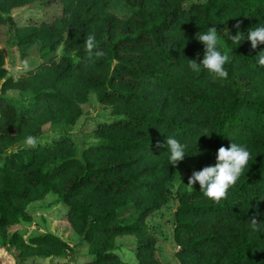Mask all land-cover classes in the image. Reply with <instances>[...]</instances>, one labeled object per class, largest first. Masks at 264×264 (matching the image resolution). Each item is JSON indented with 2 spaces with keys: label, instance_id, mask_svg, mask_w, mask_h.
Returning a JSON list of instances; mask_svg holds the SVG:
<instances>
[{
  "label": "trees",
  "instance_id": "trees-1",
  "mask_svg": "<svg viewBox=\"0 0 264 264\" xmlns=\"http://www.w3.org/2000/svg\"><path fill=\"white\" fill-rule=\"evenodd\" d=\"M29 1L0 0V25L14 30L21 56L37 43L48 57L0 79V151L37 125L72 123L89 93L110 107L111 118L94 130L96 141L77 150L60 136L28 146L23 163L0 155V235L5 249H18L15 263L69 264L34 261L71 248L58 235L45 231L24 240L17 230L6 232L8 224L29 218V201L53 191L91 254L84 264H163L145 218L170 198L176 200L171 237L180 264H264V223L253 229L250 222L254 215L264 222V67L257 63L264 44L252 49L247 40L251 29L264 25V0H124L132 8L126 17L107 9L110 0H49L61 5L52 19L16 25L10 8ZM209 27L217 29L219 50L230 57L226 79L203 66L198 72L188 67V59L202 61L204 46L196 38ZM237 31L239 44L230 38ZM89 34L98 45L91 56L85 49ZM59 44L62 53L54 57ZM116 73L135 86L109 87ZM7 89L32 92L19 113L3 96ZM169 136L186 145L175 167L169 164ZM232 142L246 146L251 158L226 199H208L198 182L186 186L193 171L215 166L217 150ZM176 167L185 179L172 190ZM125 206L132 209L126 218L119 216ZM119 234L135 237V263L113 251Z\"/></svg>",
  "mask_w": 264,
  "mask_h": 264
},
{
  "label": "rangeland",
  "instance_id": "rangeland-1",
  "mask_svg": "<svg viewBox=\"0 0 264 264\" xmlns=\"http://www.w3.org/2000/svg\"><path fill=\"white\" fill-rule=\"evenodd\" d=\"M60 3L58 1L31 0L25 4L10 8V14L14 18L16 25L25 24L30 18L35 19H52L60 11ZM107 9L119 17H126L132 12L124 0H110ZM38 44L35 43L27 49L25 55L19 54V48L16 45L14 30H8L0 25V50L2 52L0 79L11 74L17 77L21 70L32 67L35 63H40L48 55L41 56L38 52ZM54 57L62 53V46L59 44L54 50ZM4 66V67H3ZM108 86L132 89L135 81L126 77L122 73H116V77L110 80ZM3 96L12 99L15 110L19 113L21 107L29 101L32 92L29 89L17 90L9 89L4 92ZM111 118L110 107L99 103L93 93H89L86 101L81 103V113L72 123H51L45 122L37 125L28 137L35 138L38 145L49 144L60 136L66 137L75 147L79 149L81 146L89 142L96 141L94 130L101 122L108 121ZM16 139L9 144L3 146L0 151L1 157L14 161L15 163H23L30 157L28 150L27 138ZM36 143V144H37ZM37 145V146H38ZM2 157V159H4ZM2 162V161H0ZM185 172L176 167L174 175L170 180L171 189L174 190L177 184L185 179ZM176 200L169 199L160 208L152 211L145 218V222L150 226L154 236V249L156 257L163 264H180L174 257L173 252L177 249V244L172 241L171 213ZM26 210L29 213L28 219H20L18 222L8 224L6 226L7 234L14 230L21 232V236L28 239L29 236L43 233L45 231L52 232L62 239L70 243L71 248L64 250L57 256H39L36 255L37 261L48 263L50 261L65 260L69 264H84L90 259L86 245L81 242L80 235L75 233L68 221L64 218L66 206L61 202L60 198L53 191H48L40 199L29 201L26 204ZM131 207L125 206L119 211V216L126 218L130 213ZM6 239L0 235V264H16L14 254L18 249L14 245H9L5 249L3 244ZM113 251L122 259L132 263L136 262L135 258V237L130 234H119L113 237ZM31 260L20 259L19 264H33Z\"/></svg>",
  "mask_w": 264,
  "mask_h": 264
},
{
  "label": "clouds",
  "instance_id": "clouds-1",
  "mask_svg": "<svg viewBox=\"0 0 264 264\" xmlns=\"http://www.w3.org/2000/svg\"><path fill=\"white\" fill-rule=\"evenodd\" d=\"M234 27L237 29L239 28V21ZM230 38L234 43L239 44L242 41V33L237 31L236 35L230 36ZM196 39L204 46L203 59L200 63H197L195 59H188V67L192 71L198 72L201 66H203L204 69L214 74L215 77L226 79L228 77V72L224 66L229 61L230 57L227 52L222 53L219 50L221 42L217 34V29L215 27H209L207 32L199 35ZM247 40L250 41L252 49H256L258 44H264V25L251 29L247 34ZM97 46L95 36L89 34L85 40V49L90 56L92 55L93 49H96ZM95 55L102 56L103 53L98 51ZM257 56V63L264 67V51L259 52ZM72 59L77 61L78 57L73 54ZM205 132H207V130H205ZM201 136L207 137L209 135L206 134ZM26 142L32 147L37 143L35 138L32 137H28ZM165 143L170 153L169 164L175 167L179 161L184 159L186 145L180 143L172 136L167 137ZM162 146L165 145H161L159 142L157 143V147ZM250 158L251 154L246 146L234 142L230 143L227 148L221 146L216 153L215 166H206L200 171H193L188 178L186 186L193 188V184L198 182L199 190L203 192V195L219 203L227 198L229 189L233 187L245 173V169L249 166ZM180 183H182L181 180ZM176 188H179V184L176 185ZM261 200H257V202ZM250 222L253 229H258V226L264 223L258 222L255 215L250 219Z\"/></svg>",
  "mask_w": 264,
  "mask_h": 264
},
{
  "label": "crops",
  "instance_id": "crops-1",
  "mask_svg": "<svg viewBox=\"0 0 264 264\" xmlns=\"http://www.w3.org/2000/svg\"><path fill=\"white\" fill-rule=\"evenodd\" d=\"M3 67H4V66H3ZM3 70L5 71V68H3ZM6 91H9V89L5 90L4 92H6ZM4 92H3V95L5 94ZM36 258H37V256L34 257V261H35V262L37 261ZM39 262H42V261H39ZM42 263H44V262H42Z\"/></svg>",
  "mask_w": 264,
  "mask_h": 264
}]
</instances>
